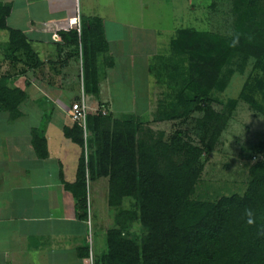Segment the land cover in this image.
<instances>
[{"label":"trees","instance_id":"obj_1","mask_svg":"<svg viewBox=\"0 0 264 264\" xmlns=\"http://www.w3.org/2000/svg\"><path fill=\"white\" fill-rule=\"evenodd\" d=\"M231 2L232 35L178 28L168 52L154 55L149 65L157 83L170 91L158 102L156 119L184 124L201 111L191 130L194 137L181 127L168 135L154 133L141 116L105 115V105L100 104L99 110L88 112L90 152L86 158L83 128L77 122L64 127V135L83 148L78 181L68 185L77 197L78 212L83 211L80 217H86L89 210L88 170L91 181L108 177L110 208L139 221L144 232L133 237L126 221L110 228L101 264H264V157L251 165L243 194L223 195L215 201L192 197L205 167L202 156L217 147L239 100L264 116V0ZM11 9L10 3H0V28L10 31L15 49L33 59L29 39L7 25ZM81 22L80 34L76 29L59 34L64 44L76 47L77 54L81 50L84 91L97 95V58L108 53L109 43L102 18L84 17ZM110 61L106 58V65ZM243 61L254 63L239 97L216 110L215 88L223 90L232 72L244 71L247 62ZM39 64L38 58L35 66ZM225 66L229 69L223 72ZM25 98L20 88L0 82V107L14 118L21 114ZM34 143L39 155L46 156L47 149L42 148L46 141L35 135ZM258 147L264 154V141ZM126 200L132 202L131 208L125 207ZM246 209L252 210L251 217ZM88 253L87 248L84 254Z\"/></svg>","mask_w":264,"mask_h":264},{"label":"crops","instance_id":"obj_2","mask_svg":"<svg viewBox=\"0 0 264 264\" xmlns=\"http://www.w3.org/2000/svg\"><path fill=\"white\" fill-rule=\"evenodd\" d=\"M153 2L0 0L12 5L8 27L25 34L36 56L30 59L26 51L15 49L10 31L0 28V82L26 94L16 118L0 107V264H97L101 243L93 207L98 210L107 198L108 177L91 181L86 171L89 210L80 217L83 211L78 212L77 197L68 185L78 181L83 148L64 135V127L73 124L69 111L82 95L86 100L96 97L89 104L92 112L104 104L102 109L115 117L154 115L160 87L149 65L160 54L164 31L141 24L142 15L133 12L135 5ZM77 15L81 20L98 16L104 22L109 51L97 58V95L85 93L81 54L59 34L73 29L70 19ZM35 135L46 141V156L39 155Z\"/></svg>","mask_w":264,"mask_h":264},{"label":"rangeland","instance_id":"obj_3","mask_svg":"<svg viewBox=\"0 0 264 264\" xmlns=\"http://www.w3.org/2000/svg\"><path fill=\"white\" fill-rule=\"evenodd\" d=\"M133 12L142 15L143 21L141 24L148 26L155 24V29L156 26L158 28L163 27L164 32L160 33V37L163 38L162 48L158 50V53L168 52L174 30L181 27L227 35H232L235 28L231 0H154L153 3L146 6L143 4L140 6L135 5ZM154 17L156 20H154ZM244 63H246L245 70L232 72L230 81L223 90L218 87L215 88L214 94L217 101L214 102L213 106L216 110H222L230 99L239 97L254 62L243 61ZM227 69L229 67L225 66L223 72H226ZM158 85L160 87L159 102L165 100V93L170 91L165 85ZM95 98V96H87L88 104L96 102ZM103 114L107 115L109 112L105 111ZM202 115L203 112L197 111L193 114L192 119L184 124L177 123L179 120L159 121L155 115H145L142 120L145 126L154 133L158 134L165 131L168 135L175 128L181 127L183 130L188 129V135L192 138L194 136L191 130L195 124V119ZM195 141L198 142L197 139ZM260 141H264V116L255 114L245 101L239 100L217 147L213 152L205 153L202 156L205 167L192 197L194 199L215 201L223 195L243 194L250 180L251 165L264 157V154L259 151L258 143ZM89 152L90 147L88 146V154ZM94 186L95 184L92 182L90 188L92 202L94 201ZM125 207L131 208L132 202L126 200ZM97 209L93 207V211L94 213L96 211V213L92 214L95 216L93 221L98 227L101 249H96V252L95 250L94 252L96 253L97 264H101V257L107 252V232L110 228L119 226L121 222L126 221L129 225L131 224L130 232L133 237H141L144 232L139 221H132L128 214L121 215L110 208L108 195L107 198H103L99 202Z\"/></svg>","mask_w":264,"mask_h":264},{"label":"built area","instance_id":"obj_4","mask_svg":"<svg viewBox=\"0 0 264 264\" xmlns=\"http://www.w3.org/2000/svg\"><path fill=\"white\" fill-rule=\"evenodd\" d=\"M70 25L73 29H76L79 32V34L81 33L82 22H81L79 15L70 19ZM89 111H90V106L84 95H82L79 100H76L75 102L72 103L70 111H69V115L72 121L77 122L83 128L84 150H85L86 158L88 156V138L90 134L88 130V126H87V116H88ZM102 112L105 113L104 110ZM87 223L90 227V241L92 243V240H91L92 221H91L90 215L88 216Z\"/></svg>","mask_w":264,"mask_h":264},{"label":"clouds","instance_id":"obj_5","mask_svg":"<svg viewBox=\"0 0 264 264\" xmlns=\"http://www.w3.org/2000/svg\"><path fill=\"white\" fill-rule=\"evenodd\" d=\"M246 215L248 217H251L252 216V210L251 209H246ZM249 222H251V220H249Z\"/></svg>","mask_w":264,"mask_h":264}]
</instances>
